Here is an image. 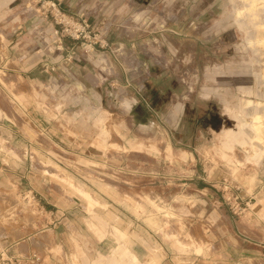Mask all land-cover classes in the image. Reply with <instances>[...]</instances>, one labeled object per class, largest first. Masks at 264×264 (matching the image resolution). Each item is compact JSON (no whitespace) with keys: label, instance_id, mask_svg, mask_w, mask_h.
<instances>
[{"label":"rangeland","instance_id":"obj_1","mask_svg":"<svg viewBox=\"0 0 264 264\" xmlns=\"http://www.w3.org/2000/svg\"><path fill=\"white\" fill-rule=\"evenodd\" d=\"M36 2L27 0L25 5L41 14ZM63 6L98 24V29L113 41L109 56L119 57L125 66L126 60L135 66L134 39L137 49L143 52L176 57L195 52L199 70L196 75L184 73V61L176 58L171 75L155 77L153 82L167 87L195 82L210 89L206 93L210 98L174 109L172 105L182 97L176 91L168 93L171 99L162 105L138 109L133 78L122 81L115 62L102 52L86 58L80 73L86 83L90 61L101 57L105 67L110 64L105 68L110 79L99 89L98 96L90 97L85 85L77 80L71 82L79 84L77 93L69 90L58 96L51 89L30 88L4 71L0 51V121L25 117L24 101L29 99L51 104V108L44 109L50 117L63 113L65 131L73 138V143L65 140L64 148L72 145L79 154L94 149L107 155L94 156V161L79 155L78 180L84 185L88 182L89 190L98 197L120 201L116 204L120 211L133 215L140 209L144 215L159 216L150 223L163 232L169 231L164 239L185 254L205 255L207 242L203 235L211 230L196 227L180 216L187 213L186 208H197L193 196L199 182L215 196H221V208L236 218L238 232L264 243V0H66ZM5 36L0 31V38ZM224 68H230L233 76L220 79ZM55 82L70 84L68 79ZM70 95L79 101L71 108L67 105ZM89 99L103 101L104 107L99 103L87 107ZM53 101H57V107H53ZM127 102H135L133 111L127 108ZM178 115L181 120L174 122L172 116ZM101 117L105 118L100 120ZM199 118L203 137L199 136ZM183 126L191 132L185 145L182 139H172V134L180 135ZM120 132L132 133L127 146L120 143ZM32 159L38 160L37 156ZM43 170L47 181L56 184L64 195L89 202L84 189L71 184L64 174L50 168ZM219 174L220 182L215 184ZM4 183L0 179V251L31 261L34 254L40 256L44 242L43 201L38 193L22 191L18 186L5 187ZM186 201H190L188 207L180 203ZM96 206L106 207L89 204L87 210L96 215ZM96 217L98 223L104 221L101 212ZM95 227L90 226L97 232ZM118 233L125 236L120 229ZM98 237L102 239L103 235ZM58 255L64 257L62 251Z\"/></svg>","mask_w":264,"mask_h":264},{"label":"crops","instance_id":"obj_2","mask_svg":"<svg viewBox=\"0 0 264 264\" xmlns=\"http://www.w3.org/2000/svg\"><path fill=\"white\" fill-rule=\"evenodd\" d=\"M26 1L0 0V31H4L6 35L3 39L0 38L3 70L25 81L30 88L44 91L51 89L58 93V96L69 90L78 92L79 84H72L73 80L84 84L85 92L91 93L90 97L98 96L99 89L110 79L105 69L110 68V64L105 62V67L101 57L90 61L87 65V80L86 83L83 82L84 77L80 73L83 72L84 63L87 61L80 58L73 65H64L60 61V55L51 54L47 46L52 41L54 25L49 20L41 19L39 14L25 5ZM131 42L134 44L135 66L130 65L127 60L125 66L119 57L109 56L110 50L102 53L108 55L109 61L115 62L122 81L125 77L133 78L138 109L146 110L150 106L153 107V104L162 105L171 99L168 93L174 94L176 91L182 94V97L177 104L172 105L174 109L190 107L191 102H205L208 97L206 93L210 91L205 85L188 82L179 84L181 86L178 87L176 84L167 87L153 82L155 77L171 75L176 58L184 61V73L196 75L199 70L195 66V52L182 53L181 57L168 53H148L137 49L136 39ZM65 44L70 47L74 42L67 39ZM54 64L56 69L51 71L50 66ZM223 70L220 79L232 77L234 74L230 68ZM203 75L208 76L206 69H203ZM65 78L70 84L55 82L66 81ZM117 81L120 82V79ZM147 96H150V99ZM72 97L73 95H70L67 99H70L67 104L70 108L79 102L78 97ZM99 101L89 99L90 105L87 107H95L97 103L104 107V102ZM24 102L25 117L17 121L7 117L0 121V179L5 182L3 186H18L22 191L38 193L40 201H43L45 213L41 220L44 241L40 249L41 264H264V243H256L254 237L238 232L235 227L236 218L221 208V196H215L208 188L203 187L201 182L193 196L198 204L197 208H186L187 213L179 215L187 222L192 221L196 227L211 229L210 233L203 235L204 241L207 242L205 255L185 254L176 245L165 240L164 236L170 234L169 231L163 232L150 223L159 216L144 215L140 209L129 215L130 213L120 211L116 207L120 201L98 197L89 190L88 182L84 185L76 177L78 157L81 155L85 160L94 161V156H107L106 153L90 149L79 154L72 145L64 148L65 140L73 143V138L65 131L67 121L64 114L56 113V116L50 117L44 106L51 108V104L44 105L40 100L30 99ZM51 103L53 107L58 106L57 101ZM126 106L133 111L135 102H127ZM77 117L74 116L76 120ZM104 118L101 117L100 120ZM171 119L175 122V119L180 121L181 117L172 116ZM198 124L199 136L202 134L203 137L205 133L201 131V118ZM31 129L34 132L29 133ZM182 130L177 137L172 134V139H182L181 142L185 145L191 137V132L186 126H183ZM131 134L119 133L122 146L130 144L128 140L133 139ZM34 156H37L38 160H33ZM43 168L61 172L70 179L71 184L89 192L90 195L85 196L89 202L73 200L64 195L57 189L56 184L47 181V175L42 173ZM221 175L216 176L215 184L220 182ZM138 202L141 204L140 199ZM99 203L106 205L94 208L96 215L100 212L103 214L102 223H98L96 215L87 210L89 204L93 206ZM180 203L187 207L190 205V201ZM91 225H96L98 233L90 228ZM119 229L124 237L118 233ZM100 234L103 235L102 239L98 237ZM59 251L64 253L63 258H59Z\"/></svg>","mask_w":264,"mask_h":264},{"label":"built area","instance_id":"obj_3","mask_svg":"<svg viewBox=\"0 0 264 264\" xmlns=\"http://www.w3.org/2000/svg\"><path fill=\"white\" fill-rule=\"evenodd\" d=\"M66 0H37L39 10L43 11L39 17L49 20L54 25L51 43L48 44V51L54 56L60 55V61L64 65H73L80 58H94L99 52L112 50L113 46L106 34L99 25L91 22L85 14H76L64 9ZM29 7V6H28ZM53 19H50V14ZM67 39L74 42L73 46H66ZM56 65H51L50 70L54 71ZM44 209V208H43ZM45 211V210H43ZM235 214L237 212L235 211ZM31 261L22 256H11L9 252L0 251V264H41V257L34 254Z\"/></svg>","mask_w":264,"mask_h":264},{"label":"bare ground","instance_id":"obj_4","mask_svg":"<svg viewBox=\"0 0 264 264\" xmlns=\"http://www.w3.org/2000/svg\"><path fill=\"white\" fill-rule=\"evenodd\" d=\"M225 132H226V133H228L229 131H228V130H226ZM82 192H83V193H84L86 196L90 195V193H89V192H87L86 190H83Z\"/></svg>","mask_w":264,"mask_h":264}]
</instances>
